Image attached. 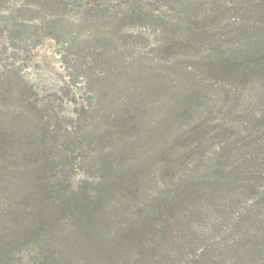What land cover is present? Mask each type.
Wrapping results in <instances>:
<instances>
[{"label": "trees", "instance_id": "1", "mask_svg": "<svg viewBox=\"0 0 264 264\" xmlns=\"http://www.w3.org/2000/svg\"><path fill=\"white\" fill-rule=\"evenodd\" d=\"M1 36L98 100L0 75V264H264V0H0Z\"/></svg>", "mask_w": 264, "mask_h": 264}, {"label": "rangeland", "instance_id": "2", "mask_svg": "<svg viewBox=\"0 0 264 264\" xmlns=\"http://www.w3.org/2000/svg\"><path fill=\"white\" fill-rule=\"evenodd\" d=\"M130 30L134 34H141L136 35V45L147 46L149 49L155 44L156 36L152 29L137 27ZM13 44L8 38L0 37V75L9 66L16 67L41 95L48 97L54 92L62 94L65 100L58 108L64 118H73L81 104L95 101L97 97L95 98L84 85L71 84L69 54L55 40L45 38L31 51L26 50L23 44L21 47H13ZM101 101L107 102L108 98L101 97ZM83 176L84 174L79 172L78 178Z\"/></svg>", "mask_w": 264, "mask_h": 264}]
</instances>
